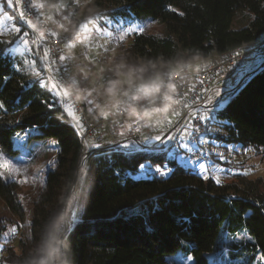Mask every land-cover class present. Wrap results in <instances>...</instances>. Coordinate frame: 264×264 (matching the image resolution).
<instances>
[{"label": "trees", "instance_id": "16d2710c", "mask_svg": "<svg viewBox=\"0 0 264 264\" xmlns=\"http://www.w3.org/2000/svg\"><path fill=\"white\" fill-rule=\"evenodd\" d=\"M51 1L54 5L65 2ZM94 8L97 12L112 8L100 15L108 14L106 18L112 20L147 18L163 26L161 33L135 34L116 58L117 67L109 76L116 81L120 71L147 84L175 65L201 66L254 44L264 35V0H94ZM63 9L72 10L71 16L77 12L75 7ZM6 11L18 19V12L7 7ZM54 13L57 24L55 7ZM239 15L245 22L236 28ZM14 39L15 35L3 37L4 41ZM8 47V43H0V103L4 104L0 110V151L18 156L15 133L25 134L35 127L46 129L59 150L57 169L48 173L42 192L33 202L29 230L17 228L18 245L10 246L8 256L0 254V261L7 264H24L40 244L45 224L64 211L82 157V142L59 102L61 98L32 79L25 58L10 55ZM34 58L38 65V57ZM14 59L23 61V67L17 64L14 68ZM108 86L110 83L101 94ZM80 89L85 106L86 90ZM117 91L121 92L119 84ZM103 97L89 99L100 105L98 110L116 106V96ZM230 97L218 115L228 124L216 129L212 140L226 149L254 147L264 155V66L250 74ZM209 146V159L222 164L212 152V147H218L214 142ZM94 152L99 156L90 155L92 184L84 208L79 220L63 234L62 240L71 249L70 264H166L176 253L192 258L191 264H211L210 257L221 250L227 234L235 237L244 232L251 240L234 245L231 255L242 258L245 264H255L264 255V177L248 179L241 175L222 184L189 170L193 168L178 166L164 154L139 151L128 156L129 151L120 147ZM145 161L158 167L166 163L170 174H144L139 164ZM20 196L18 183L0 179L1 203L23 223L26 213ZM248 212L252 214L247 216ZM2 237L0 232V241Z\"/></svg>", "mask_w": 264, "mask_h": 264}, {"label": "rangeland", "instance_id": "374dc122", "mask_svg": "<svg viewBox=\"0 0 264 264\" xmlns=\"http://www.w3.org/2000/svg\"><path fill=\"white\" fill-rule=\"evenodd\" d=\"M78 4L79 7L77 8V12L72 16V10H64L62 8L58 12V19L56 21L57 25L59 26L63 24L67 30H72L76 34V39L84 40V44L78 45L75 50L68 49L65 46L64 54L75 57L73 65H81L84 69V71H81V68L72 66V76L77 80H80L82 78L89 67H94V72L87 73L89 79L91 80V85L88 90H91V88H96L97 91L93 92L92 97H95L96 99H102L104 98V94H101V90H103L106 85L104 78L109 77L112 71L117 67V56L121 54L124 48H127L130 45V42L133 40L135 34L142 32L150 34L161 33L163 31V26L158 22L152 21L147 18H127L126 20L117 18L115 20H112L110 17L106 18L108 14H104L105 17H101L100 15L102 13H105L109 10L111 11L113 9H103V11L97 12V10L94 8V0H78ZM15 19L16 17L11 16L6 11V7L0 8V32H3V37L11 39L13 35H15V33H12L11 35L9 33L14 26H18L16 23H20L22 25L21 28L24 31H31L28 26L22 22V20L16 19V21ZM243 21L245 22V19L242 15H239L234 22V27L239 28L242 25ZM82 22L87 26V30H85L84 27L78 28V26ZM118 29H133V31L125 34V31H120ZM109 32L112 33L111 36L108 35ZM121 36L124 37L123 41L120 40ZM101 45H104V47L111 50L110 56L107 60H105L104 58V50L100 47ZM31 47L34 50L33 53H29L27 50H24L15 54H19L20 57L25 58L26 68L29 73L30 60H35L34 57H38L39 63L36 67V70L41 72V76H48L49 73L47 71V68L44 67V60L42 59L43 51L41 49H38L35 45H31ZM89 47L92 49L91 53L87 51V48ZM81 53H83V55H81ZM97 55L99 56V60L96 62V64L89 65V60L92 58V56ZM249 60H251L250 64L247 67L251 68L249 72L247 74H244L241 79L240 76L235 77L229 85V89H231V91L227 92L223 97H220L219 99H214L208 107H214L217 102L222 100L225 96L230 97L233 91L240 85L239 82L243 84L248 79L247 76L257 70H261L264 66V62L261 65H257L256 67L255 65L259 64L262 60L264 61V52H249L239 63L240 68L238 67V69L242 70L241 68H245L247 64L243 63H247V61ZM191 64L192 63H189V65ZM118 73V81L120 91L122 93L116 95L117 101L123 102L127 99V97L123 96L124 92H128L131 95L138 85H146V80H138L134 75L127 77L120 71ZM30 77L32 79H35L31 75V73ZM57 80L62 82L59 75L57 76ZM195 112H197V110ZM200 113H203V109H199L198 114ZM181 118H183L182 115L173 117L171 119L172 124H169L167 127H165L163 132H160L158 129L150 134L137 135V138H131L130 136L111 137L105 135L103 136V141L101 142L92 143V141H90L91 145L99 144L100 148L96 149L92 146H89L90 149H88L87 147L83 149V154L78 167L76 185L75 187L71 188L64 211L61 214L64 216V221L62 222V235L76 221L79 220L80 214L84 208L86 197L92 184V178L90 176V155L92 154V151L105 148L120 147L121 149L129 152H137L134 151V149H144L149 145L158 144V141H155L154 139H148V137H154L156 134L164 136L169 129L174 127V125L181 120ZM32 129H37L38 131L30 134ZM189 131H191V129H189ZM215 133L216 132L210 133L207 137L208 144L206 146H208V154L209 152H211V147L209 146L210 142H214V146H217L218 148L212 147V152L216 154L223 153L224 158L222 159V164L218 162L216 163L218 170L213 169L212 171H209L207 173V177H213L217 182L222 184L234 182L237 178H239V176L243 175L242 173L244 172L249 173L248 175H243V177H247L248 179H257L259 177H264V155L260 152L259 149L254 147L247 148L245 150H241L240 147H229V149H226L224 145H221L220 143L212 140V138L215 136ZM21 136L24 137L23 140H18L16 138L14 139L15 147L19 148L20 153L18 156H8V162L4 163L3 168L8 176V179L3 180L6 182H16L21 187L20 198L25 208L26 219L23 223H19V221H17L7 211V209L0 201V232L1 234H3L0 244L4 246V251L0 254L5 256H8L7 251L8 249H10L11 245H14L15 247L18 245V237L15 236V234L11 233V229L18 228L19 231L29 230L30 219L33 211V202L42 192L48 173L50 171L55 172L57 169V156L59 154L58 145L56 141L50 137L46 129H44L43 127L31 128L25 134H21ZM173 136H176L175 132L173 133ZM53 141H55V143H53ZM125 144L129 145L130 147L127 149L124 148L123 146ZM26 152L31 154H26ZM20 157H22L24 160L23 164H21L20 160L18 159ZM217 157L218 156H216V158ZM193 159L197 158L195 157ZM218 159L219 157L217 158V160ZM82 160H87L88 162V167L87 169H85L88 175L84 177L83 186H80ZM204 163L206 164V162ZM12 165H15V167H12ZM16 168L20 169L19 173L16 172ZM188 168H195V165H189ZM153 172H155L154 169ZM201 175L204 176L203 170H201ZM76 193H79L78 198H74L76 197ZM242 241H246L243 239V234L235 237L229 236L227 234V236H225L222 240L221 250L210 257V263L245 264V261L242 258H236L231 255L234 245H238ZM191 263L192 258L187 257L181 253H176L167 258L166 264Z\"/></svg>", "mask_w": 264, "mask_h": 264}, {"label": "snow or ice", "instance_id": "6c2138e0", "mask_svg": "<svg viewBox=\"0 0 264 264\" xmlns=\"http://www.w3.org/2000/svg\"><path fill=\"white\" fill-rule=\"evenodd\" d=\"M20 5V7H17ZM45 0H0V8H11L14 11L18 12V19L24 21V23L28 26L31 31H24L19 26H14L10 31V35L15 33V39L13 41H4L3 40V32H0V43H8L10 47L6 49L7 53L13 55L18 52H22L27 50L29 53H33V48L31 45H36L38 49L43 51L44 67L47 68L49 75L47 77L41 76V72L36 70L37 61L30 60L29 62V71L31 75L41 82V86L47 89L49 92L56 94L60 97V103L64 104V111L72 116L73 120L76 123L77 128L81 131H84V124L81 122V118L77 116L75 106L69 104L67 99L72 95L70 93L68 87L65 86V83L70 81L72 86H76L79 84L81 88L86 90L85 95V107L89 111H95L96 108H99L100 105L96 103L95 100L89 99L92 97L93 92H96V88H91L88 90L91 85V80L89 79L88 72H94V67H89L87 71L84 73L80 80L75 79L72 76V66L81 68V71H84L81 65H73V61L75 57L60 54L56 57L57 61H64L61 67L63 69V74L61 76V81L57 80V76L61 74V68H53L52 60H51V49L44 47V42L47 38H54V43H60L61 45L66 46L68 49L75 50L78 45L84 44L83 39H76L75 33H70L65 36H60L55 30H49L47 32L41 31V29L37 26L36 23L33 22L32 19H28L29 14L32 15L35 19L39 20L41 24H49L51 20L55 17V13L53 16H48L43 12L45 8ZM59 12L60 9L66 7H75L78 8V0H65L64 3H60L57 5H53ZM173 11H175L173 9ZM183 15V13H181ZM61 29L65 32L68 30L64 27L63 24L60 25ZM84 27L87 30V26L83 24V22L78 26ZM120 31H125V34L133 31V29H118ZM35 33V35H33ZM109 36L112 35L111 32L108 33ZM124 37L121 36L120 40L123 41ZM71 41V43H70ZM87 47V46H86ZM104 50V58L108 59L110 56L111 50L109 48L104 47V45L100 46ZM62 51V50H61ZM87 51L91 53L92 49L89 47ZM83 55V53H81ZM99 60V56H92L89 60V65H95ZM19 64L23 67V61H16L14 59L13 67ZM142 71V69H141ZM164 76L167 78L169 73L165 72ZM180 77L177 76L176 73L171 75V78L167 80L165 83L161 80L159 75H156L155 78L151 79L146 85H138L133 93L130 95L128 92H124L123 96L127 97L123 103L126 105L122 110L124 113H130L135 119L128 126L127 131H135L139 133L141 131L140 122L144 121L146 118L150 121L152 116L155 114L161 113H169L170 109L174 113L175 108L174 105H179L183 103L185 108H192L194 105L197 106V112H189L187 117L184 120L179 121L169 129L164 136L160 134H156L154 137H148V139H154L158 141V144L149 145L144 149H134V151H144V152H152V153H163L166 154V159L169 161L178 162V166H182L188 168L189 165H195V168L189 169L196 171L197 175L201 174V170H203V174L205 178H207V173L212 171L213 169H217L216 162L212 159H209L208 153L204 150V146L208 144V135L210 133H214L216 129L225 126L228 124L226 120H221L218 118V115L222 109L226 106L228 101L231 99L229 96H225L222 100L218 101L217 104L210 108L208 104L211 103V97L208 98L207 102L200 106L198 96L192 97V102H187V92L182 91L185 87L183 83H181ZM105 84H109L110 86L106 87L104 94L107 96H116L117 93V85L119 81L113 80L111 77L104 78ZM200 84H203V80L199 81ZM31 87V84L28 85ZM163 88V91L161 89ZM189 89V91H193ZM207 91V89H205ZM99 95V93H98ZM218 95V94H217ZM95 104V108L92 105ZM118 106V105H117ZM49 108L52 107L51 104L48 105ZM143 109V111H138L137 108ZM203 108V113H199V108ZM4 109V104L0 103V110ZM100 115L103 119H108V115L101 112ZM58 118V117H56ZM196 120L197 124H192L191 121ZM202 122V123H201ZM167 124H172V120L170 118L166 121ZM153 125L151 123L147 124V127L151 128ZM159 131L163 132L164 127L157 124ZM191 129V131H189ZM38 131L37 129H32L31 133ZM176 133V136H173V133ZM121 136L124 135L123 132L119 133ZM15 138L18 140H23L24 137L21 136L19 132L15 133ZM171 142V143H169ZM55 143V141H53ZM95 147L97 149L100 148L99 144L91 145L90 142L85 144V147ZM124 148H129L130 146L125 144ZM26 154H31L26 152ZM190 154V155H189ZM128 156L132 155V152L127 153ZM220 159H223V153H217ZM99 156V153H92L91 158H96ZM196 157L197 159H193ZM20 163L23 164L24 160L22 157L18 158ZM207 160L205 164L204 161ZM8 162L7 153L0 151V179H8L6 172L3 170L4 163ZM15 167V165H12ZM88 162L87 160L81 161V175H80V186H83L84 177L88 175L87 169ZM139 168L143 170L144 174H151L153 169L155 173L159 174L162 177H167L170 174V169L167 167L166 163H162L161 166L155 167L153 163L150 161H145L139 164ZM218 170V169H217ZM20 169L16 168V172L19 173ZM243 175H248V172L242 173ZM26 182V181H25ZM79 193H76V197L78 198ZM252 213H246L247 216H250ZM186 219V218H184ZM64 221V216L60 215L56 221L54 222L52 232L54 233L58 228L62 227V222ZM151 231V229H148ZM12 234L17 233V229H11ZM244 240H251V237L247 232L243 234ZM6 243V241H5ZM4 251V246L0 244V253ZM0 264H7V262L0 261ZM255 264H264V255H261L259 259L255 262Z\"/></svg>", "mask_w": 264, "mask_h": 264}, {"label": "built area", "instance_id": "2783aa9c", "mask_svg": "<svg viewBox=\"0 0 264 264\" xmlns=\"http://www.w3.org/2000/svg\"><path fill=\"white\" fill-rule=\"evenodd\" d=\"M45 8L43 9V12L48 16H53L54 13V7L51 0H45ZM17 7H20L18 5ZM28 19H32L34 23L37 24V26L41 29V31H49V30H55L57 33L60 34V36H65L70 33H74L72 30H68V32H65L63 29L57 26L56 23L53 22V19L49 24H41L39 20L32 17L31 14H29ZM24 23V21H22ZM25 24V23H24ZM31 30V29H30ZM35 35V33H33ZM54 38H47L44 42V47L51 49V60L53 68H61V74L59 75L60 78L63 74L62 65L65 63L64 61H57L56 57L60 54H64V45H61L60 43H54ZM71 42V41H70ZM62 50V51H61ZM255 51H263L264 52V35L261 36L254 44L251 45H243L238 49H235L229 53L224 54L223 56L217 57L214 60H210L206 62L203 65H189L186 63H180L172 70L168 71L169 76L166 78L163 75H161V80L165 83L168 79L171 78V75L173 73H176L178 77L182 78L181 83L185 85L182 91L187 92V102H192V97L198 96L199 98V104L200 106L204 105L208 98L211 97V102L215 99H219L220 97H223L227 92L231 91V89L227 88H219L214 87V84L218 81L220 77H222L224 74L235 71L239 63L244 59V57L249 52H255ZM203 80V84H200L199 81ZM64 81H62L63 83ZM65 86L68 87L70 93L72 95L67 99L69 104H72L75 106L76 114L78 117L81 118V122L84 124V131H81L79 128H77L75 121L73 120L72 116L68 114L70 117V120L72 122V125L76 128L78 131L81 142H82V154L83 149L85 148V144L92 141V142H101L103 141V136H111V137H119L121 136L119 133L123 132L124 137L130 136L131 138H137V135L142 134H150L154 132L155 130H158V122L160 126H163L164 128L167 127L169 124L166 123L167 119H172L175 116L182 115L183 118L181 120H184L188 113L195 112L197 110V106L194 105L192 108H185L182 104L174 105L175 112L173 113L170 109L169 113H161V114H155L152 116L151 120L149 121L147 118L144 121L140 122L141 131L139 133L135 131H127L128 126L132 123V121L135 119L130 113H124L122 110L126 106L123 102L118 101L116 106L108 109V110H98L95 109V111H89L84 106L83 96L81 89L79 85L72 86L70 84V81L68 83H65ZM194 87L193 91H189V89H192ZM207 89V91H205ZM163 91V88L161 89ZM122 93V92H120ZM218 94V95H217ZM211 104V103H210ZM208 104V106L210 105ZM118 105V106H117ZM64 108V104H62ZM95 108V107H93ZM200 110L203 109L202 107L199 108ZM138 111H143L141 108H137ZM103 112L108 115V119H103V117L100 115V113ZM151 123L153 126L151 128L147 127V124ZM192 124H197L196 120L191 121ZM202 123V122H201ZM90 149V147H87ZM204 146V150H205ZM204 162L207 163V160Z\"/></svg>", "mask_w": 264, "mask_h": 264}, {"label": "clouds", "instance_id": "9594fccd", "mask_svg": "<svg viewBox=\"0 0 264 264\" xmlns=\"http://www.w3.org/2000/svg\"><path fill=\"white\" fill-rule=\"evenodd\" d=\"M56 219L45 224L40 244L25 258L24 264H70V245L61 239L62 227L52 232Z\"/></svg>", "mask_w": 264, "mask_h": 264}, {"label": "crops", "instance_id": "0c3cea01", "mask_svg": "<svg viewBox=\"0 0 264 264\" xmlns=\"http://www.w3.org/2000/svg\"><path fill=\"white\" fill-rule=\"evenodd\" d=\"M245 62V61H244ZM251 60L247 61V63H243V64H247V66L245 68H241L242 70H239L238 68L235 70V71H231L224 74L222 77H220L218 79V81L216 82V84L214 85V87H219V88H229V85H230V82L235 78V77H239L240 76V79L243 77L244 74H247L249 72V70L251 68H247L248 65L250 64ZM264 61L262 60L259 64H256L255 67L257 65H261ZM177 65H175L176 67ZM241 66V65H240ZM239 67V66H238ZM240 68V67H239ZM237 84V83H236ZM240 84V82H239ZM118 101H116L117 103ZM94 143V142H92ZM95 148V147H93ZM97 149V148H96Z\"/></svg>", "mask_w": 264, "mask_h": 264}, {"label": "water", "instance_id": "95a60500", "mask_svg": "<svg viewBox=\"0 0 264 264\" xmlns=\"http://www.w3.org/2000/svg\"><path fill=\"white\" fill-rule=\"evenodd\" d=\"M258 71V70H257ZM257 71H255V72H257ZM254 73V72H253ZM252 74V73H251ZM248 77V76H247ZM240 85H241V83H240ZM239 85V86H240ZM181 121V120H180ZM94 151H92V153H93ZM78 167H79V165L77 166V171H76V175H75V177H74V180H73V182H72V186H71V188H73V187H75V185H76V182H77V175H78ZM61 239H63V235H61Z\"/></svg>", "mask_w": 264, "mask_h": 264}]
</instances>
